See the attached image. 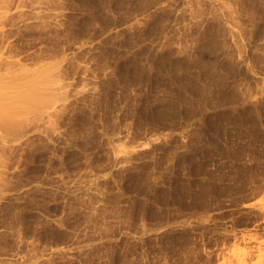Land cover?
Returning a JSON list of instances; mask_svg holds the SVG:
<instances>
[{
    "label": "rangeland",
    "instance_id": "374dc122",
    "mask_svg": "<svg viewBox=\"0 0 264 264\" xmlns=\"http://www.w3.org/2000/svg\"><path fill=\"white\" fill-rule=\"evenodd\" d=\"M0 14V264H264V0Z\"/></svg>",
    "mask_w": 264,
    "mask_h": 264
},
{
    "label": "bare ground",
    "instance_id": "6f19581e",
    "mask_svg": "<svg viewBox=\"0 0 264 264\" xmlns=\"http://www.w3.org/2000/svg\"><path fill=\"white\" fill-rule=\"evenodd\" d=\"M104 1H105V0H104ZM106 1H107V0H106ZM99 8H100V7H99ZM108 8H109V7H108ZM112 9H113V8H112ZM98 11H99V10H98ZM96 12H97V11H96ZM98 13H99V12H98ZM0 15H2V14H0ZM93 17H94V16H93ZM94 19H95V18H94ZM116 22H117V21H116ZM155 29H156V28H155ZM153 31H154V30H153ZM146 32H147V31H146ZM255 34H256V33H255ZM258 34H260V33H258ZM258 34H257V35H258ZM166 52H167V51H166ZM165 56H166V55H165ZM150 58H151V57H150ZM136 59H137V58H136ZM149 61H150V59H149ZM213 61H214V60H213ZM57 62H58V61H57ZM164 62H165V61H164ZM140 63H141V62H140ZM152 63H153V62H152ZM217 63H218V62H217ZM211 64H212V63H211ZM51 65H52V64H51ZM53 65H55V64H53ZM137 66H138V65H137ZM211 66H212V65H211ZM147 67H148V66H147ZM213 67H214V66H213ZM15 68H17V67H15ZM55 68H56V67H55ZM218 69H219V68H218ZM207 71H208V70H207ZM235 71H236V70H235ZM43 73H44V72H43ZM46 73H47V72H46ZM211 73H212V72H211ZM56 74H58V73L56 72ZM60 74H61V73H60ZM212 74L214 75V73H212ZM215 74H217V73H215ZM218 75H220V74L218 73ZM51 76H52V75H51ZM51 76H50V79H51L52 77H54L55 75L52 76V77H51ZM61 76H62V74H61ZM56 77L61 78L60 76H57V75H56ZM172 77H173V76H172ZM174 77H175V76H174ZM211 77H212V76H211ZM221 77H222V76H221ZM59 78H57V79H59ZM225 78H227V77H225ZM29 79H30V78H29ZM47 79H49V77H48ZM221 79H222V78H221ZM221 79H220V80H221ZM43 80H44V79H43ZM45 80H46V79H45ZM45 80H44V81H45ZM55 80H56V79H55ZM210 80H211V78H210ZM30 81H31V80H30ZM47 81H48V80H47ZM49 81H50V80H49ZM216 81H217V80H216ZM218 81H219V78H218ZM45 82H46V81H45ZM62 83H63V80H62ZM62 83H61V85H62ZM225 83L227 84L226 81L224 82V84H225ZM22 84H23V83H22ZM216 84H217V83H216ZM218 84L220 85V83H218ZM222 84H223V83H222ZM213 85H214V84H213ZM63 86H66V85L64 84ZM217 86H218V85H217ZM217 86H216V87H217ZM58 87L61 88L62 86L60 87V85L58 84ZM220 87H221V86H220ZM63 88H64V87H63ZM36 91H37V90H36ZM32 93H33V91H32ZM36 93H37V92H36ZM38 94H39V93H38ZM41 94H42V93H41ZM43 94H44V93H43ZM33 95H34V94H33ZM61 96H62V95H61ZM223 96H224V95H223ZM34 97H35V96H34ZM175 97H176V96H175ZM177 97H178V96H177ZM39 98H40V97H39ZM39 98H38V99H39ZM53 98H54V97H53ZM61 98H62V97H61ZM64 98H66V97H64ZM224 98H225V97H224ZM12 99H13V98H12ZM35 99H37V97H36ZM62 99H63V98H62ZM66 99H67V98H66ZM175 99H176V98H175ZM179 99H180V98H179ZM181 99H182V98H181ZM196 99H197V98H196ZM200 99H201V98H200ZM51 100H52V99H51ZM53 100H54V99H53ZM64 100H65V99H64ZM184 100H185V99H184ZM202 100H203V99H202ZM217 100H218V99H217ZM27 101H28V100H27ZM36 101H39V100H36ZM196 101H197V100H196ZM196 101H195V104H196ZM29 102H30V101H29ZM42 102H43V101H42ZM42 102H41V103H42ZM51 102H52V101H51ZM179 102H181V101H179ZM198 102H199V100H198ZM217 102H218V101H217ZM219 102H220V100H219ZM219 102H218V103H219ZM35 103H38V102H35ZM41 103H40V105H41ZM200 103H201V102H200ZM213 103H214V102H213ZM220 103H221V106H222V104H223L222 101H221ZM43 104H45V103L43 102ZM46 104H47V102H46ZM48 104H49V103H48ZM179 104H181V103H179ZM203 104H204V103H203ZM215 104H217V103H215ZM193 105H194V104H193ZM199 105H200V104H199ZM217 105H218V104H217ZM180 106H181V105H180ZM182 107H183V106H182ZM212 108H213V107H212ZM25 109H26V108H25ZM194 109H195V107H194ZM202 109H203V108H202ZM205 110H206V107H205ZM8 112H9V111H8ZM199 112H200V111H199ZM8 116H9V115H8ZM39 116H40V115H39ZM0 117H1V116H0ZM35 117H36V116H35ZM200 117H201V116H200ZM202 117H203V116H202ZM202 117H201V118H202ZM1 118H2V117H1ZM37 118H38V117H37ZM2 119H3V118H2ZM2 119H1V121H2ZM198 119H199V118H198ZM198 119H197V120H198ZM6 120H7V119H6ZM194 121H195V120H194ZM2 122H3V121H2ZM4 123L7 124L6 121H5ZM15 124H16V123H15ZM3 125L5 126V124H3ZM8 125H9V124H8ZM0 126H2V125H0ZM6 127H7V126H6ZM34 128H35V127H34ZM37 129H38V128H37ZM6 130H7V131H6ZM8 130H9L8 128H6L5 131H4V129H3V132H6V134H8V132H9ZM18 130H20V128H19ZM29 130H30V129H29ZM14 131H15V130H13L12 132L14 133ZM12 132H9V133H12ZM18 133H19V131H18ZM20 134H21V133H20ZM31 134H32V133H31ZM37 134H38V133H37ZM10 135H12V134H10ZM16 135H17V134H16ZM13 136H14V135H13ZM13 136H12V137H13ZM18 136H19V135H18ZM32 136H33V135H32ZM15 137H16V136H15ZM20 137H21V136H20ZM29 137H30V136H29ZM46 137H47V136H46ZM48 139H49V138H48ZM51 142H52V141H51ZM3 143H4V142H3ZM19 143H20V142H19ZM21 143H22V142H21ZM23 144H25V143H23ZM20 145H21V144H20ZM31 145H32V144H31ZM35 147H36V146H35ZM29 149H30V148H29ZM31 150H32V149H31ZM28 151H30V150H28ZM30 152H31V151H30ZM32 152H33V150H32ZM31 155H32V154H31ZM31 158H32V157H31ZM34 158H35V157H34ZM37 160H38V159H37ZM0 174H1V173H0ZM0 188H1V187H0ZM4 192H6V191H4ZM64 192H65V191H64ZM3 195H4V194H3ZM180 197H181V196H180ZM14 205H15V204H14ZM75 208H76V207H75ZM78 208L80 209V207H78ZM78 208H77V209H78ZM75 212H76V211H75ZM56 225H57V224H56ZM57 226H58V225H57ZM54 228H55V227H54ZM49 231H50V230H49ZM56 232H57V231H56Z\"/></svg>",
    "mask_w": 264,
    "mask_h": 264
}]
</instances>
